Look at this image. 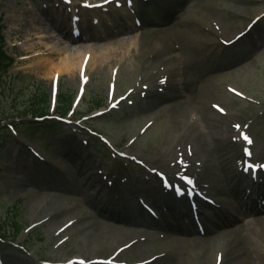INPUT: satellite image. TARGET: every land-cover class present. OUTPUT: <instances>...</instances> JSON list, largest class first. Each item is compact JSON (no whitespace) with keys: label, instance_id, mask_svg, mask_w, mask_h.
Here are the masks:
<instances>
[{"label":"rangeland","instance_id":"1","mask_svg":"<svg viewBox=\"0 0 264 264\" xmlns=\"http://www.w3.org/2000/svg\"><path fill=\"white\" fill-rule=\"evenodd\" d=\"M135 1L136 12L141 14L139 10L142 8V12L148 16L147 22L142 27L134 26L133 22L127 24L129 30L109 26L116 22L119 15L128 14L130 11L110 6L108 10L111 11L110 13H103L105 11L99 13L101 26H94L93 33L96 37L94 41L87 38L71 41L61 35L54 25H49L47 17L36 10L39 7L41 10L54 13L53 8L59 7L62 3L60 0H0V15L5 23L7 47L14 56V63L3 72L4 85L0 96V108L8 112L9 116H36L34 110L43 107L46 103L41 100L43 96L47 94L48 101H51L53 77L35 71L33 63L36 53L51 58L62 57L66 53L73 56L80 52H92L94 56L95 54L99 56L105 51L108 52L107 61L102 66L98 63L92 67L88 66V72L93 80L87 83L84 99L76 108L77 112L83 114L82 116L87 120L82 119L77 129L65 126L59 131L43 135L41 138L36 137L34 140L11 135L0 142V222L6 217L16 218L23 226L32 227L17 240H13L10 235L7 241L0 242L2 264H11L8 257L30 264L61 262L77 255L88 258L94 255L108 257L118 250V246L130 239L143 241L145 234L155 235L158 232L160 235V231L155 233L151 230L154 227L151 224L137 222L135 218L132 220L129 218L128 222L117 218L118 210L98 211L92 207L89 195L96 193L97 183L82 186L83 175L79 178L77 173L83 162L92 164L93 174L102 168V176L112 168H122L126 172L130 171V168L123 165L104 142L102 144L96 136L80 128L82 124L107 134L118 147L134 152L141 158H153L157 151L171 148V155L167 158L176 159L180 154L195 151L192 140H196L193 136L195 132L190 130L191 128H186L192 112L200 113L196 128H193L197 131V129H206L205 125L208 130L211 128L208 123L210 116L207 112L210 111L211 116L216 118L217 124L221 125L220 134L223 133L226 138L229 135V138L239 139L238 128L233 126L236 122L243 128L249 127L248 130L255 139V153L262 149L264 45L260 47L261 45L251 44L247 49H234L227 47L226 44L233 34L244 31L247 25L252 24L255 16L261 17L260 20L264 19V0H180L177 4L173 3L174 0H153L154 3L149 4H143L140 0ZM156 5L162 7L161 11L156 9ZM77 9L78 6H72L71 14L77 13ZM83 15L86 16L83 25L87 27L88 19L90 20V15L93 14L82 13ZM37 16L41 19H37ZM59 18L61 22L65 19L64 16ZM60 25L64 27V24L60 23ZM47 26L51 27V31H45L48 30ZM261 37L264 39V35ZM166 38L172 44L177 43L182 48L180 52L182 54H179L178 49L171 52L162 50L160 46H163ZM132 39L140 43L128 53L126 48L128 43L133 41ZM58 49L63 53H58ZM124 51L127 52V60L121 62L119 57ZM179 55H183L182 59ZM194 62L206 66L204 67L206 70L198 74L200 86H205V90H200L199 86L198 90H195L196 87L192 92H187L183 88L187 83L194 81L195 72L199 68ZM116 68L117 76L113 73ZM161 68L164 71L172 69L176 73L174 79L179 83L177 88L180 87L183 93L177 92L174 89L176 87H169L161 94L158 93L159 96L151 97V105L146 109L143 106L144 94H139L142 90L141 80L144 81L146 77L148 81L143 85L155 86L159 75L153 77L151 74L160 72ZM59 81L58 89L62 94L60 103H64L70 97L75 98L80 81L78 69L75 73L60 74ZM110 82H117L118 97L132 98L134 103L129 104L126 100L121 104L122 115L114 113L105 121L99 119L100 116H97L95 111L103 108ZM134 88L138 91L137 95L134 93ZM231 88L245 92L247 99L239 97ZM190 94L191 106L186 113L179 116V106L181 108L184 97ZM53 105L51 103L48 107L49 114H53L51 112ZM217 106L227 110L229 114L222 115L217 110ZM194 107L197 109H193ZM235 114L237 116H232ZM149 123L153 124L142 133ZM3 131L0 134L8 135ZM133 139L136 140L130 146L129 142ZM207 143L213 151L218 148L216 141L207 140ZM226 143L229 141L227 140ZM79 145L86 149L83 150L85 154L82 156L77 155ZM71 155L75 156L74 159ZM200 155L206 156L204 153ZM220 156L222 157V154ZM196 157L197 160H202L201 157ZM263 158L264 156L258 157L259 160ZM229 159L232 167L233 159ZM165 165L170 169L173 168L172 163ZM69 170L72 180L67 183L61 181L58 173L66 174ZM218 172L221 176V172ZM61 182L64 183L62 186L68 188L67 190L60 188ZM78 183L79 188L76 186ZM143 187L148 195L152 193L144 185ZM55 202H59L57 208L50 211V207ZM98 204L102 203L98 202ZM206 212L210 216L212 209L207 206ZM76 215L78 217L75 219L81 223L92 222L94 230H90L89 237L82 238L84 229L67 228L62 235L63 237L67 235V240L57 248L56 243L59 239L53 237L54 226L58 221L64 223L71 219V216L74 218ZM236 219L235 217L230 224L212 232L210 237L200 236L198 233L184 237L182 233L169 230L161 234L165 237L159 242H144V252L136 251L132 247L127 248L120 254V259L140 262L162 256L163 259L154 261L153 264H178L180 260H175L173 253L176 250L173 248L176 246L178 258L184 259L185 246L190 242L185 239L196 238V242H199L205 237L209 240L202 242L199 248L210 240L214 247L212 249H217L219 245L229 241L231 247L225 264H235L247 251V248L241 246L246 231H243L242 225H235L239 224V220ZM230 225L235 226L229 228ZM97 228H101V232L104 231L108 235L122 232L126 236L123 242H117L109 249L102 247L100 252H94V255L90 256L86 251ZM229 229H236L238 232L230 233ZM219 238L223 240L218 242ZM80 242L82 245L78 248ZM234 243H238V246ZM263 244L264 242L258 249L264 254ZM167 253L170 254L166 256Z\"/></svg>","mask_w":264,"mask_h":264},{"label":"bare ground","instance_id":"2","mask_svg":"<svg viewBox=\"0 0 264 264\" xmlns=\"http://www.w3.org/2000/svg\"><path fill=\"white\" fill-rule=\"evenodd\" d=\"M180 0H174L173 3H179ZM162 8V7H159ZM49 13H46V17L48 20V24L53 26L54 23H56L57 25H60V20L57 18H54V16L49 15ZM133 16L130 15L128 16V20L132 19ZM37 19H41V17L37 16ZM264 20V19H263ZM84 21L82 22V26H83V30H88L89 28L84 27L83 25ZM116 23H118L117 26L122 27L124 25L123 21H117ZM75 24H78V27L81 30L80 27V23L79 22H75ZM50 26H47L45 31H51ZM123 29H125V26L122 27ZM63 28L61 27V32L60 34H62L63 32ZM235 32V31H234ZM239 32V31H238ZM236 32L235 34H233V36L231 37V39H233L235 37V35H238L239 33ZM50 33V32H49ZM38 35V34H36ZM42 37V36H41ZM69 37V36H66ZM36 38H38V36H36ZM44 38V37H43ZM94 38V37H92ZM133 41L128 43V47L126 48V51L129 53L131 51V49L137 48V46L139 45L140 42L136 41L135 39H132ZM260 42V41H259ZM50 47V46H49ZM160 48L162 50H173V49H178L180 52H182V48L179 45H174L172 43H170V41L168 40H164V44L163 46H160ZM50 50V48H49ZM59 52H61L60 49H58ZM127 52H123L124 55L127 54ZM62 53V52H61ZM107 53L108 52H103L101 53L99 56H95L91 58L90 60V55H87L86 53H77L76 55L71 56L70 54L66 53L64 56L62 57H43L42 53H36L34 55V57L36 59H34V63H33V67L35 68V71L37 73H41L44 76H54V74L59 73V74H71V73H75L78 69V71H80V69L82 68L83 63H90V64H100L101 66L107 61ZM182 54V53H181ZM124 58H127V56H123ZM131 62V61H130ZM129 62V63H130ZM130 69V68H128ZM167 74V75H165ZM164 77L166 78V80H164L163 85H168L171 86L170 84L172 83V78L174 79V75H170L169 71L167 70L166 72H164ZM168 77V78H167ZM199 77L196 75V78H194V81H191L190 83H187L185 85V87L183 88V90L187 91V92H192L194 88L197 87L198 90L199 86H200V82L198 81ZM76 83L78 85V80L76 79ZM193 83V84H192ZM190 84V85H189ZM192 84V85H191ZM159 88L160 84L158 85ZM167 87V86H166ZM187 87V88H186ZM177 88V87H176ZM174 88L177 92H179L180 94L183 93V90L178 87L177 89ZM190 88L191 91L189 90ZM200 90H205V86H200ZM158 92H155V96ZM192 95H187L186 97H184L185 100H183L181 102V108L179 106L178 109V113L179 116H182L184 113H186L188 111V109L191 106V97ZM193 109H197V107H194ZM195 113H199L198 111H194ZM209 112V116L208 117V123L210 124L211 128L208 130V128L205 125L206 129L200 130L197 129V131H195L193 128H196L197 125V115H194L191 117V119L187 122L186 124V128L189 127L191 128L190 130H193L195 133H193V136H195L196 140L192 139L194 141L195 144V153L196 154H205L207 157H210V159L205 161V167H207L208 169L211 170V172H209V178L208 181L203 182L206 184H209L210 187L209 188H205V190H207L210 194H206L208 197H210L211 199L214 198H218V200H215L217 203H219L220 205H222L223 207L220 209H214L213 213L210 216L205 217L202 221H203V230L205 231V235H208V237H210L209 235L212 232H215L216 230L222 228L223 226L229 224V222H231L232 218L236 217L235 215L238 214V212H234L235 208L227 201L228 198H235L238 201L243 202V199L245 197V195L243 194L244 190H239L238 191L234 188L231 187H236L238 185H241V183H243V181H241L239 178H237V173L235 172V166L234 164L231 167L230 164V159L232 158L234 160L235 157H237L239 155V151H240V144L238 143H226V141L228 140V138H226L225 136H223V133L220 134V126L219 124H217V120L216 118H213L211 116V112ZM193 113V112H192ZM197 122V123H196ZM206 130V131H205ZM207 140L209 141H216L218 143V148L213 151L208 147V143ZM162 142V139H161ZM262 150L264 151V145L262 147ZM171 148L167 149L166 151V156H169L171 153ZM220 154H222V157L220 156ZM165 154L163 152H161V155L157 153L158 157H163ZM72 156V155H71ZM75 156H72V158L74 159ZM71 158V159H72ZM238 159L240 160V155L238 156ZM215 167V168H214ZM193 172L195 174V172L197 171V166H193ZM214 168V169H213ZM238 169V166H237ZM92 170V164L90 163H84L82 164V166L79 168V171L77 173V177L82 176L81 178V184L82 186H89L90 184H92L93 182H96L97 185V191H99L100 193H104L105 188L104 185H100L101 184V180L100 178L96 175L93 174L91 172ZM212 170L215 171H220L221 172V176H218L216 173L212 172ZM233 170V172H231ZM85 173V174H83ZM54 174V172H53ZM53 175H51L52 178ZM50 178V177H49ZM55 178V177H54ZM80 178V177H79ZM22 182V180H20ZM64 182H68L65 179L61 180ZM130 182H134V180H131ZM233 182V186H231V183ZM61 182V187L64 190H67L68 188L65 186H62ZM23 184H25V182H23ZM64 184V183H63ZM260 186H262V184H260ZM259 186V187H260ZM145 187L148 188L149 190L152 191V193L150 195H145V197H147L149 200L152 201V205L155 208H159L161 209L165 215L170 214L172 212H174L177 208L179 207V204L174 203V200L170 197V196H164L166 195V193H162V189H158L155 188L151 185L145 184ZM159 187V186H157ZM258 187V188H259ZM228 189V191H227ZM231 189V190H230ZM113 193L111 195L105 194L104 196H102L101 198H105L106 200H115L118 198V193H116V190H111ZM148 192V190H147ZM137 194L140 193L141 195H144V187L139 189L138 187H131L128 190H124V195H132V194ZM94 195H89V202L93 201V204L96 208V210L98 211H103V206L102 204H98V202L96 201V197H92ZM231 196V197H230ZM247 196V195H246ZM125 199L122 195L120 197V199L115 200V204H117L120 200ZM59 202H55L54 204H52V207H50V211L55 210V208H57ZM244 203V202H243ZM243 203H239L240 206L242 207L244 204ZM255 204H259V209L261 208L264 209V195H262L260 198H256V202ZM227 206V207H226ZM185 207V204H183L182 208ZM180 210V209H178ZM256 212V211H255ZM54 213V211H53ZM200 214V211H199ZM67 216V215H66ZM73 216H71V219H69L67 222L71 221V220H75V218L78 217V215H76L74 218H72ZM243 217L241 218L240 222L242 223L243 221L246 222V224H243L245 226V228H247L246 230H248L246 232V234L242 237V248H247V251L245 252V256H243V258L237 262H235V264H264V254L261 253V250H259V245L262 244L264 242V213H259L258 215H254V216H240ZM123 219V218H122ZM246 219V220H244ZM255 220H259V221H255ZM180 220H177L176 223L179 224ZM67 222L63 221H58L57 224L54 226V233L53 237L55 238L57 236V233L61 230V227L65 224H67ZM140 222V221H137ZM209 222V223H208ZM91 223V224H90ZM207 223V225H206ZM73 228H82L84 229L83 231V237H86L88 235H90V230H92L94 228V226L92 225V222L86 221V222H78L76 223ZM71 228V229H73ZM94 230V229H93ZM186 232L184 235H193L197 232V230H195L194 225H190L188 226L185 231ZM230 232H234V231H230ZM51 234V235H52ZM126 234H122V232H117L114 234H107L104 231L101 232V228L100 229H95V235L93 234L91 239H90V243L89 246L87 248V255H92L94 252H100L102 247H105L107 249L113 247L114 245H116V243L118 242H123L125 239ZM89 237V236H88ZM230 237V236H229ZM62 239V238H60ZM186 241H190L187 245V254L186 257L184 259H180L177 256V249L176 246L175 248H173L175 251V260L177 261V259H179L180 261L178 262V264H217V258L219 257L220 254H223L221 251H225L227 252V248L226 247H219L218 249H212L214 248L212 246V241L210 240L209 243L205 244L203 247L199 248L200 245H202V242H204L203 240H200L199 242H196L197 239L196 238H186ZM209 240V238L205 241L207 242ZM222 238H219L217 241H222ZM216 241V242H217ZM196 243L194 246L193 244ZM238 246V243H234ZM82 243L80 242L78 245V248H81ZM143 245V246H142ZM119 247V246H118ZM131 247L135 248L138 251H145L144 248V244L141 243L139 240H134L132 242ZM262 247H264V244L262 245ZM242 248L239 247V249L242 250ZM78 251L81 252L80 249H78ZM170 254V253H169ZM168 254V255H169ZM94 255V254H93ZM167 255V256H168ZM97 257L99 256H92L91 258H84L82 257H76V258H84L87 259L88 261L91 260H95ZM8 260L10 261L11 264H30L29 262H25L23 260L17 259V258H9ZM163 264H167V263H163Z\"/></svg>","mask_w":264,"mask_h":264},{"label":"trees","instance_id":"3","mask_svg":"<svg viewBox=\"0 0 264 264\" xmlns=\"http://www.w3.org/2000/svg\"><path fill=\"white\" fill-rule=\"evenodd\" d=\"M3 41H4L3 37L0 34V75L7 68V66L9 65L10 60H11V58L8 56V54L5 52V50H3V47H2ZM41 100L43 102H46V103L43 105V107L41 106V108L35 109L34 111L37 114L44 115L46 112H48V104H49L48 103V95L46 94L45 97L43 96V98ZM71 102H72V98L66 99V102H65L66 105L63 108H61L63 110V112H66L69 109ZM53 125H55V124H42L41 126L34 127V128L38 129V132L44 128H48L49 131H52ZM22 229H23V225L19 224V222L17 220H15L13 222V233H14V235L17 236L21 232Z\"/></svg>","mask_w":264,"mask_h":264}]
</instances>
